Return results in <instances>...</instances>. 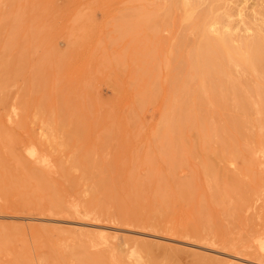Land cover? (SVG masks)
Listing matches in <instances>:
<instances>
[{
	"label": "rangeland",
	"instance_id": "374dc122",
	"mask_svg": "<svg viewBox=\"0 0 264 264\" xmlns=\"http://www.w3.org/2000/svg\"><path fill=\"white\" fill-rule=\"evenodd\" d=\"M200 17L264 37V0H0V264H264V115L251 139L230 103L197 111L207 137L177 115Z\"/></svg>",
	"mask_w": 264,
	"mask_h": 264
},
{
	"label": "bare ground",
	"instance_id": "6f19581e",
	"mask_svg": "<svg viewBox=\"0 0 264 264\" xmlns=\"http://www.w3.org/2000/svg\"><path fill=\"white\" fill-rule=\"evenodd\" d=\"M179 3L180 1H178V6H179ZM192 29H193V32L197 34L198 38H196L192 46L193 52L191 54L188 53L187 57L185 58V63L179 64V69H180L179 79L177 77L179 84L177 85L175 93H176V97L179 99L178 108H177L178 112L181 111L182 113L180 114L178 113L177 115L180 117V119H183L184 121L189 120L190 125L192 124L193 126H196L197 128H202L200 130V132L202 133V137H204V135L205 137H207V135L209 134V129L210 127H212V125L206 124V123L202 124L201 118H200V112H197V111H201L200 108L205 107L206 104L214 105L218 109L224 110L225 108L224 102H226L227 104L230 103L231 110L235 111L236 114L234 116L228 117L227 122H225V124H227L228 128L229 127L231 128L230 131H233V133L236 136H239V137L245 136L248 138L252 137L251 134H248V131L251 130L250 128L252 127V122L249 121L248 114L249 113L252 114V111H254L255 115L256 114H259L261 116L264 115V37L259 36L258 38H256L255 40H252L251 42H245L241 46L234 47L231 41L227 37L220 36V35H219L220 37L212 36L208 28L205 26L204 17L203 19L197 21V23L192 27ZM183 42L186 45L189 44L187 39L185 40L181 39L180 45H182ZM5 66H8V65H5ZM10 69L12 68L10 67ZM248 75L255 76L256 80L254 82L249 81L250 77L248 78L247 77ZM4 81L6 82L5 79ZM193 82H194V86H191ZM195 85L197 86V88L195 87ZM181 109L182 110L185 109V112H183ZM250 117L252 118V115ZM172 125H173V122H172ZM220 129L221 130H218V131L222 132L224 134V137H222V140L219 142L220 149L219 151H217V153L221 154L220 156L222 158H225L226 152H229L231 157L233 158L237 157L235 150H234L235 148L234 145L236 143V140L233 139V137L231 136H227L226 130L224 128H220ZM261 129H264V126ZM250 154H252V150H250ZM226 159L228 158H225V160ZM9 179L11 180V178ZM13 182L16 183V181H13ZM41 188L44 189L47 187H41ZM107 195L108 194L105 193L104 197L107 198ZM133 197H136V198L133 199ZM152 198L155 201L160 202V204H163L165 200V195L163 194V192L158 191V192H155ZM140 200H141V193L136 192L134 195L132 194L131 196L130 205L139 208L141 206ZM59 203L62 204V202H59ZM102 203L103 202H101L100 199L97 198V200H92L91 204L92 206L97 207L100 210H102L103 209ZM106 211L104 212L103 210L102 217L104 216V213H106ZM89 213L90 212L86 209L83 213V216H87L89 215ZM94 213H95V209H94ZM96 213H99V212H96ZM98 215H101V214H98ZM127 215L129 216L128 220L130 221H136L137 219L139 221H145V222L147 221L146 228L148 227V228H151L152 230H154L153 229L155 228L154 225L157 222L154 225L151 222L158 218V217H155L156 215L154 214L152 215L151 214H140L136 216V215H133L131 211H128ZM0 241L2 240L0 239ZM120 245H117V246H120ZM26 249L27 248L23 250L26 251ZM17 257L19 258V256ZM86 258L88 259L89 257L86 256ZM23 259L19 258V261L21 260L23 261ZM83 260L85 261V258ZM22 261L20 263L16 262V264H22ZM84 264H98V262H93V260L88 259L86 262H84Z\"/></svg>",
	"mask_w": 264,
	"mask_h": 264
}]
</instances>
